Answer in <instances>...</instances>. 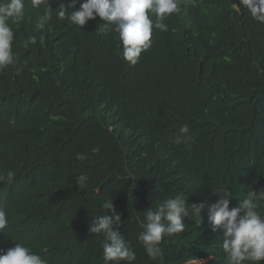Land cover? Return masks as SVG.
Returning a JSON list of instances; mask_svg holds the SVG:
<instances>
[{
    "label": "trees",
    "instance_id": "1",
    "mask_svg": "<svg viewBox=\"0 0 264 264\" xmlns=\"http://www.w3.org/2000/svg\"><path fill=\"white\" fill-rule=\"evenodd\" d=\"M61 3L25 0L24 18L12 24L16 59L0 68V208L8 219L0 254L19 242L48 264H105L104 236L89 226L112 198L132 264H191L192 256L225 264L210 205L223 188L232 191L230 208L264 191V23L237 12L239 0H178L180 11L162 21L167 31L154 27L151 47L131 65L118 33L103 32L98 16L81 27L59 19ZM46 10L51 19L39 29ZM185 124L192 139L176 143ZM182 193L188 205L205 204L202 221L190 212L185 230L166 236L152 258L139 221ZM257 211L264 214L259 198Z\"/></svg>",
    "mask_w": 264,
    "mask_h": 264
},
{
    "label": "clouds",
    "instance_id": "2",
    "mask_svg": "<svg viewBox=\"0 0 264 264\" xmlns=\"http://www.w3.org/2000/svg\"><path fill=\"white\" fill-rule=\"evenodd\" d=\"M43 2L44 0H31V6L39 8ZM241 7L247 9L254 20L264 23V0H239L236 4L237 12ZM69 9L72 11L67 14ZM179 11L178 0H67V3L59 5L57 16L61 20L67 18L79 27L98 16L104 21L101 30L105 33H118L123 59L135 65L141 53L152 45L153 28L167 31L168 26L162 21ZM150 14L155 15V21L150 18ZM24 16L25 0H0V68L13 64L16 59L12 49L15 35L12 24H19ZM50 19L51 11L46 10L39 17L38 28L43 29ZM29 42L35 43L36 37L25 41V46ZM188 131L187 124L181 126L180 135L176 137L175 142L191 140L192 137L187 135ZM76 158L84 160L86 155L77 153ZM12 177L13 173L9 172L8 178ZM75 180L78 187L83 188L88 177L81 174ZM218 192L222 194L210 205L208 221L213 232L223 230L222 249L225 253V264H259L264 260V214L257 211V198L264 200V191L250 192L247 198L240 200L238 206L232 208L229 207L233 197L232 191L223 188ZM101 207L106 210V214L92 217L89 232L103 234L105 264H120L121 261L132 264L136 260V253L118 230L124 223L121 214L117 212L112 198L105 200ZM204 208V203L188 205L187 194L184 193L164 200L154 209L148 208L144 219L139 221L143 230L138 235L147 254L152 258L161 255V241L166 236L183 232L185 217L189 216L190 212L199 225ZM109 212L112 214L109 215ZM7 226V213L0 208V232H4ZM0 264H48V261L33 252L29 246L16 242L13 247L0 254ZM191 264L201 262L192 256Z\"/></svg>",
    "mask_w": 264,
    "mask_h": 264
}]
</instances>
